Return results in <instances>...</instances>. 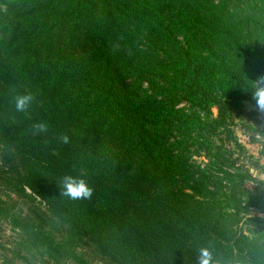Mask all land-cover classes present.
Wrapping results in <instances>:
<instances>
[{
  "label": "trees",
  "instance_id": "1",
  "mask_svg": "<svg viewBox=\"0 0 264 264\" xmlns=\"http://www.w3.org/2000/svg\"><path fill=\"white\" fill-rule=\"evenodd\" d=\"M3 7L0 264H65L85 248L104 264H199L202 248L264 264V183L235 134L257 116L243 103L258 108L246 82L264 77V0ZM66 176L91 198L64 195ZM250 207L255 230L239 226Z\"/></svg>",
  "mask_w": 264,
  "mask_h": 264
},
{
  "label": "rangeland",
  "instance_id": "2",
  "mask_svg": "<svg viewBox=\"0 0 264 264\" xmlns=\"http://www.w3.org/2000/svg\"><path fill=\"white\" fill-rule=\"evenodd\" d=\"M17 0H0V14L3 13L4 3H15ZM6 34L4 31V26L0 23V38ZM179 108H186L185 104L182 103L179 105ZM243 108L247 112H255L257 114L256 121L252 119L248 120H238V125L235 128V134L238 139L246 146L247 152L246 156L239 157V164H246L249 170V173L254 176L256 179L262 181L264 183V114L262 110L256 108L255 106L245 102L243 103ZM248 139L254 140L253 143H249ZM237 156V154L235 155ZM247 156H250L253 161H258L259 166L261 167V173L259 174L255 167L249 165V159ZM199 161H197L198 163ZM249 185H253L252 183H248ZM256 186V184H254ZM264 185H259V188H263ZM0 194L3 198L7 199L10 194L9 190L4 187H0ZM12 197V196H11ZM24 207L19 205L24 211H28L29 208L32 209L29 203L24 202ZM245 204V203H244ZM243 204V206H244ZM30 209V210H31ZM35 210V208H33ZM245 211H241L242 220L239 223V226L243 229H251L255 230V226L248 224L245 222L246 218H263V214L259 212V210L250 207L248 209V213L244 216ZM264 227V225H262ZM249 233V231H246ZM10 235L12 232L7 225H0V245H4L9 242ZM65 264H104V262L100 259L99 255L90 249H80L75 253V256L71 257Z\"/></svg>",
  "mask_w": 264,
  "mask_h": 264
},
{
  "label": "clouds",
  "instance_id": "3",
  "mask_svg": "<svg viewBox=\"0 0 264 264\" xmlns=\"http://www.w3.org/2000/svg\"><path fill=\"white\" fill-rule=\"evenodd\" d=\"M246 83V90H250L256 106L264 110V77H259ZM32 99L31 95L15 97L16 109L18 111L25 110L32 102ZM65 140H67V137H65ZM63 194L71 199H89L92 195V188L83 178L66 176L63 180ZM199 264H219V262L214 260L213 254L208 248H202L200 250Z\"/></svg>",
  "mask_w": 264,
  "mask_h": 264
}]
</instances>
